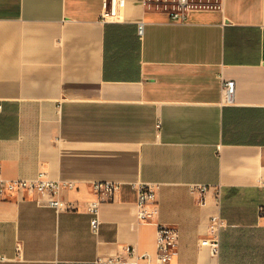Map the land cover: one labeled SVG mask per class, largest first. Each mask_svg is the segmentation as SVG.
<instances>
[{
	"label": "crops",
	"instance_id": "crops-1",
	"mask_svg": "<svg viewBox=\"0 0 264 264\" xmlns=\"http://www.w3.org/2000/svg\"><path fill=\"white\" fill-rule=\"evenodd\" d=\"M119 1L0 0V172L71 184L53 199L72 208L0 200V264H142L124 248L154 257L156 223L177 234L168 264H264V0H187L182 23L175 0ZM93 182L121 185L96 234Z\"/></svg>",
	"mask_w": 264,
	"mask_h": 264
},
{
	"label": "built area",
	"instance_id": "built-area-1",
	"mask_svg": "<svg viewBox=\"0 0 264 264\" xmlns=\"http://www.w3.org/2000/svg\"><path fill=\"white\" fill-rule=\"evenodd\" d=\"M112 6H118L119 0H103V5L106 3ZM176 10L170 13V21L172 22H184L186 19V9L189 6L187 0H175ZM142 27L138 26L137 33L140 35ZM234 83L233 81H222L221 91L224 98L228 101L233 95ZM1 109V105H0ZM71 188V184L58 183L46 180L43 174L37 175L32 179H16L7 180L0 172V200H4L8 195H32V194H46L51 197L47 202V206L52 208L56 212L72 210V208L64 203L53 199L58 195L60 189ZM91 191L96 195V200L91 201L86 206V213L89 216V229L92 234H96L99 229V208L100 205L112 199L121 189V185L112 182H93L90 185ZM131 190L135 194V211L136 217L139 222H151L155 219L156 211L155 206V193L152 185L147 183H134L130 185ZM210 187L201 184H194L189 186L191 193L204 195ZM213 195L216 201L220 199V189L214 188ZM259 214L264 215V208L259 209ZM211 233L212 237L202 241V244L207 246L212 255L217 252L218 240L216 238L215 231L221 227V222L216 219L211 221ZM177 234L171 227L156 223L155 234V254L151 257L149 254L143 253L137 255L134 248L125 247L124 252L127 256L135 261H141L142 264H168L171 256L173 255L174 247L176 245ZM110 262V261H109Z\"/></svg>",
	"mask_w": 264,
	"mask_h": 264
}]
</instances>
